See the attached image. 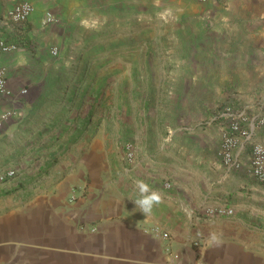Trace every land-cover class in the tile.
Instances as JSON below:
<instances>
[{"label":"crops","instance_id":"obj_1","mask_svg":"<svg viewBox=\"0 0 264 264\" xmlns=\"http://www.w3.org/2000/svg\"><path fill=\"white\" fill-rule=\"evenodd\" d=\"M154 1L161 3L155 10L168 7L164 0H0V40L16 47L0 55V68L14 92L27 90L19 100L0 96V117L11 113L0 130V174L18 172L0 183V264H264V183L247 173L251 146L264 145V127L245 126L250 138L239 147L241 167L229 170L217 158L221 122L215 119L224 106L245 113L249 121L264 116V94L251 99L257 108L242 97L226 98L209 118V129L199 134L198 145L208 149L200 152L207 153L196 163L177 161L174 178L168 157L143 152L144 108L153 104L142 94L149 88L136 81L142 73L168 74L170 67L132 62L128 70L134 80L128 90L138 96L127 101L122 86L113 83L94 105L100 114L112 107L108 131L101 125L83 149L57 141L45 146L53 137H69L67 129L56 132L49 108L65 91L58 80L70 61L106 56V27L122 29L115 42L128 35V58L138 59V27L153 21ZM23 2L32 13L23 24L10 22L8 12ZM181 2L190 4L188 15L204 9L209 27L198 30L182 22L181 39L169 58L178 65L183 84L190 76L199 80L224 73L243 76L239 89L264 92V0ZM47 15L55 21L46 22ZM126 52L109 58L121 59ZM223 67L224 72L216 71ZM129 111L135 123L123 135L122 114ZM80 134L87 137L85 131ZM125 142L136 150L132 165L124 159ZM114 154L117 163L109 160ZM138 181L162 197L147 215L134 204ZM74 186L79 190L72 194ZM211 200L233 202L232 218L206 221V206L219 204ZM153 226L170 235L166 244L150 234Z\"/></svg>","mask_w":264,"mask_h":264},{"label":"rangeland","instance_id":"obj_2","mask_svg":"<svg viewBox=\"0 0 264 264\" xmlns=\"http://www.w3.org/2000/svg\"><path fill=\"white\" fill-rule=\"evenodd\" d=\"M163 2L168 3L166 10H155L156 7L161 6V3L158 4L154 1L152 8L155 16L153 21L148 27H138L137 34L141 37L134 47L138 51V59L128 58V52L132 49L129 47L128 35H123L126 37V41L115 42L118 34L122 36L124 31L115 27H106L103 29L105 33L103 44L108 53L106 56L97 61L92 60V58H78L70 61L71 65L68 67V71L61 78L59 76L58 80V85L65 91L57 100L58 105L49 108L50 111H53L56 120V132L67 129L69 137L59 139L53 137L47 141L45 146L49 147L57 142L62 144L67 142L70 143L69 145L76 144V147L83 149L97 130L101 128V125L104 130L108 131L110 125L108 114L112 107L108 105L103 108V114H100L94 105L102 99L100 95L103 92L106 94L107 87L113 83L122 86L124 98L127 101L129 99L131 102L134 100V96H138V93H131L128 90L134 80V77L129 75L128 70L129 65L133 64L132 62H136V65L143 63V66L147 63L148 67L150 64L154 69L157 67V62L162 68L167 65L170 67L168 74L166 71L160 72L159 75L153 72L149 76L142 73L136 75V81L141 84L142 88H149L147 94L144 91L142 94L149 96L153 104L149 108H144L145 116H148L146 126H143L142 122L140 123V129L143 126V131L140 130L143 152L144 154L149 153L150 156L164 154L168 157L169 168L175 171L174 178L177 174V161H182L185 164L196 163L200 160V156L207 153L205 151L208 149L205 150L198 145L200 144L199 134L201 131L209 129V118L215 115V110L226 98L230 96L242 97L249 102L252 98L254 100L256 98L261 99L260 95L264 94L262 89L252 92L239 89L244 82L241 75L216 73V75H204L199 80L196 76H190L188 84L184 83V85L178 65L174 63V59L169 57L172 55L171 51L178 47L176 42L181 39L179 33L182 22L187 21L195 29L207 31L209 27L208 24L206 26V17H204L207 12L199 7L195 13L188 15L186 7H190V4L187 5L181 0H164ZM195 3L199 2L196 1ZM182 7L185 8V14L182 13ZM120 50L127 51L121 59L109 58L116 56L114 53ZM177 53L175 52V54ZM112 61L113 63H111ZM170 64L172 65L170 66ZM216 71L224 72L225 67L216 69ZM214 78L215 83L212 85L211 81ZM159 79H161L160 82ZM158 82L159 89L156 88ZM250 103L253 104V102ZM253 105H251L253 108L259 107V104ZM132 112L122 114L120 126H124L121 130L123 135L127 134L129 127L135 123ZM101 119L104 120L103 123H100ZM84 131L87 137L81 136L80 133ZM201 149L205 151L200 152ZM109 160L117 163V155L114 154ZM194 171L196 169L190 168V172ZM209 203L233 206L231 201L214 202L211 200Z\"/></svg>","mask_w":264,"mask_h":264},{"label":"built area","instance_id":"obj_3","mask_svg":"<svg viewBox=\"0 0 264 264\" xmlns=\"http://www.w3.org/2000/svg\"><path fill=\"white\" fill-rule=\"evenodd\" d=\"M202 1V0H199ZM33 8L29 3L23 2L15 5L8 12V19L14 24H23L32 13ZM55 20L50 16H46V22H54ZM14 45H10L0 40V55L15 50ZM55 53V52H54ZM27 90L22 89L18 92H14L7 84L6 74L4 69L0 68V96L8 99L19 100L26 95ZM11 113H4L0 117V130L4 123L8 121ZM215 119L221 122L220 142L217 150V158L223 167L227 169L238 170L241 164L239 158L240 144L247 142L250 138L249 131L245 126L249 125L251 128L264 127V116H258L249 121V118L245 113L234 110L231 106H224L217 113ZM124 159L132 165L135 162L136 150L131 142H125L124 146ZM15 170H7L0 174V183L7 180L14 179L18 174ZM247 173L251 178L258 183H264V145L253 144L249 155V164ZM165 189L170 188V184H165ZM79 190V187L74 186L72 188V194H75ZM204 219L208 222H213L218 219L232 218L234 215V209L225 205H209L203 211ZM94 232V229L91 230ZM150 234L156 238V240L166 244L170 240V235L158 226H153L149 229Z\"/></svg>","mask_w":264,"mask_h":264},{"label":"clouds","instance_id":"obj_4","mask_svg":"<svg viewBox=\"0 0 264 264\" xmlns=\"http://www.w3.org/2000/svg\"><path fill=\"white\" fill-rule=\"evenodd\" d=\"M137 190L139 197L134 201L135 207L138 208L141 213L147 215L151 212L153 206L161 202L162 197L159 192L151 190L143 181L137 182ZM213 239H215L214 236Z\"/></svg>","mask_w":264,"mask_h":264},{"label":"trees","instance_id":"obj_5","mask_svg":"<svg viewBox=\"0 0 264 264\" xmlns=\"http://www.w3.org/2000/svg\"><path fill=\"white\" fill-rule=\"evenodd\" d=\"M74 145V144H73Z\"/></svg>","mask_w":264,"mask_h":264}]
</instances>
